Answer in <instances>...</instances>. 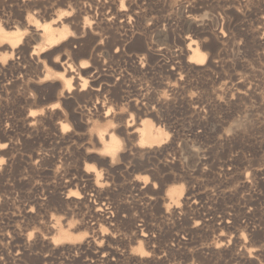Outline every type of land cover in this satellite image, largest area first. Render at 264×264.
Returning a JSON list of instances; mask_svg holds the SVG:
<instances>
[{
  "label": "rangeland",
  "instance_id": "obj_1",
  "mask_svg": "<svg viewBox=\"0 0 264 264\" xmlns=\"http://www.w3.org/2000/svg\"><path fill=\"white\" fill-rule=\"evenodd\" d=\"M28 1L0 0V264H264V0Z\"/></svg>",
  "mask_w": 264,
  "mask_h": 264
},
{
  "label": "bare ground",
  "instance_id": "obj_2",
  "mask_svg": "<svg viewBox=\"0 0 264 264\" xmlns=\"http://www.w3.org/2000/svg\"><path fill=\"white\" fill-rule=\"evenodd\" d=\"M29 1H31V0H29ZM28 1V2H29ZM30 3V2H29ZM47 4V3H46ZM110 5V4H109ZM111 6V5H110ZM112 9V8H111ZM48 10V9H47ZM49 11V10H48ZM47 11V12H48ZM42 12V11H41ZM125 12V11H124ZM35 13V12H34ZM117 13L118 14H120V15H122L123 14V12L121 11V9H118L117 10ZM37 15V14H36ZM112 17H116V16H112ZM200 24V23H199ZM38 25H36V27H37ZM38 28V27H37ZM4 29V28H3ZM101 29V28H100ZM13 31V30H12ZM38 31V30H37ZM40 31V30H39ZM9 32H11V31H9ZM19 32V31H18ZM88 32V31H87ZM2 33H4V32H2ZM15 33V32H14ZM14 33H12V34H14ZM215 33H217V32H215ZM4 34H7L6 32L4 33ZM50 34V33H49ZM49 34L47 33V37H49ZM220 34V33H219ZM1 35V34H0ZM3 35V34H2ZM41 35V34H40ZM77 35V34H76ZM5 36H7V35H5ZM10 36V35H9ZM15 36V35H14ZM78 36V35H77ZM223 36H225L224 34H223ZM11 37V36H10ZM18 37H20V36H18ZM60 37V36H59ZM85 37V36H84ZM3 38V37H2ZM44 38H45V36H44ZM49 38H52V35L49 37ZM225 38V37H224ZM40 39V38H39ZM41 39H43V37L41 38ZM264 39V38H263ZM9 41L10 40H12V39H8ZM46 40V39H45ZM68 41H70V40H68ZM263 41V40H262ZM23 42V41H22ZM21 42V43H22ZM42 42V41H41ZM49 42V41H48ZM78 42H79V40H78ZM90 42V41H89ZM32 43V42H31ZM45 45V44H44ZM47 45V44H46ZM20 47V46H19ZM48 47H50V46H48ZM26 48V47H25ZM25 48H23L22 47V49H25ZM42 48V47H41ZM19 49V48H18ZM21 49V48H20ZM19 49V50H20ZM192 52H193V60H191V63H193V64H195V65H197V66H200V65H203L204 64V61H205V58H206V54H205V52H203L198 46H195L194 48H189ZM15 50V49H14ZM13 50V51H14ZM18 50V51H19ZM159 51H161V50H159ZM21 52V51H20ZM18 53V52H17ZM20 54V53H19ZM18 54V55H19ZM33 56V55H32ZM34 58V57H33ZM82 67V66H81ZM64 68V67H63ZM66 70V69H65ZM64 73V72H63ZM69 73H70V79L72 78V77H74L73 76V74H74V69H70L69 70ZM77 74V73H76ZM67 78V77H66ZM65 78V79H66ZM63 79V78H62ZM68 80V79H67ZM64 81V80H63ZM68 83V82H67ZM66 83V84H67ZM68 85V84H67ZM82 85H84V83L82 84ZM69 86V85H68ZM101 89H103V88H101ZM108 109V108H107ZM106 110V109H105ZM109 110V109H108ZM109 113V112H108ZM105 116V115H104ZM128 122V121H127ZM142 125V124H141ZM149 125V124H148ZM127 126V125H126ZM148 127V126H147ZM141 128V127H140ZM139 130V129H138ZM157 130V129H156ZM148 131V130H147ZM151 131V130H150ZM107 132V131H106ZM127 132V131H126ZM142 133V132H141ZM140 133V134H141ZM159 133V132H158ZM147 134V133H146ZM151 134V133H150ZM151 136V135H150ZM103 137H105V136H103ZM156 138V137H155ZM154 139V138H153ZM100 140V139H99ZM101 141V140H100ZM144 141V140H143ZM158 142V141H157ZM156 142V143H157ZM116 144H117V139H116V136H114V134H110L109 135V138H108V141H107V146L109 147V148H114V146H116ZM153 144V143H152ZM105 146V145H104ZM103 147V146H102ZM108 149V148H107ZM106 149V150H107ZM102 150V149H101ZM106 150H104L105 152H106ZM110 151V150H109ZM103 152V151H102ZM104 152V153H105ZM99 164H101V163H99ZM88 184V183H87ZM65 185V184H64ZM69 186H71V184L69 185ZM67 188V187H66ZM69 192H73V191H69ZM84 193V192H83ZM97 193V196L100 198V196H101V194L100 193H98V192H96ZM181 193H182V188L180 189V190H177L176 192H175V196L176 197H172V198H178L180 195H181ZM103 195V194H102ZM85 196V195H84ZM76 197V198H75ZM75 199H78L79 198V196L78 195H75ZM83 198V197H82ZM81 198V199H82ZM97 198V197H96ZM99 210H101L100 208H99ZM48 229H49V227H47ZM51 229L50 230H52V228H53V226L52 227H50ZM51 232V231H50ZM46 235H48V233L46 234ZM50 235V234H49ZM28 236H30V235H28ZM30 238V237H29ZM39 244V243H38ZM37 246V245H36ZM33 248V247H32ZM112 253V252H111ZM12 258V257H11ZM13 258H15V257H13Z\"/></svg>",
  "mask_w": 264,
  "mask_h": 264
},
{
  "label": "built area",
  "instance_id": "obj_3",
  "mask_svg": "<svg viewBox=\"0 0 264 264\" xmlns=\"http://www.w3.org/2000/svg\"><path fill=\"white\" fill-rule=\"evenodd\" d=\"M218 218H220V221H223V219H224L227 224L231 223V220L234 219L233 215L230 212H228V215H226L224 217H221V215H218Z\"/></svg>",
  "mask_w": 264,
  "mask_h": 264
}]
</instances>
